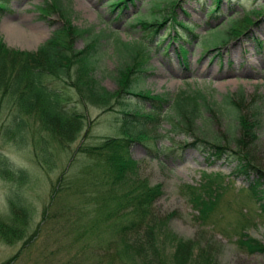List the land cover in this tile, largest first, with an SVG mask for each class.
Wrapping results in <instances>:
<instances>
[{"label":"rangeland","instance_id":"374dc122","mask_svg":"<svg viewBox=\"0 0 264 264\" xmlns=\"http://www.w3.org/2000/svg\"><path fill=\"white\" fill-rule=\"evenodd\" d=\"M220 1L217 11L207 16L212 0H133L115 18L117 11L107 0H61L64 9L50 7L48 0H9L8 10L0 16V48L39 55L40 45L55 31L60 33L64 21L68 27L58 41L65 40L69 49L64 53L67 59L59 63L65 70L60 76L71 83L76 79L78 55L88 49L91 34H109L100 39L97 67L87 73L90 82H86H97L109 94L96 98L81 85L82 94H77L70 85L67 92L79 116L70 120L64 143H59L44 130L38 131L39 122L30 113L23 117L24 136L5 133L13 108L0 90V166L4 159L10 168L26 174L25 181L20 180L0 167V264H264V206H259L263 200L258 201L248 185L264 199V0ZM171 9L188 31L174 23ZM137 18L167 22L148 35L135 23ZM239 21V26L248 27L235 36L229 29ZM10 26L18 35H11ZM74 27L82 32L72 37ZM222 34L226 38L219 39ZM171 36L174 43L167 44ZM117 39L140 44L147 61L130 63L125 51L116 55ZM179 46L187 49L184 61ZM2 54L0 49V56L14 59ZM127 62L125 68L122 64ZM43 65L49 68L54 63ZM128 74L134 94L121 89ZM180 91L192 96L187 99L196 118L183 117L190 127L177 126L173 132L178 117H164L173 113L171 105ZM240 92L242 102L237 99ZM146 93L169 99L161 102L159 122L150 121L154 104ZM224 97L236 100L240 114L249 117L253 105H260L259 124L248 135L228 114ZM194 141L195 146L187 145ZM213 142L224 146L226 154L209 150ZM110 146L111 153L119 156L118 170H110L104 160L105 147ZM87 147L95 149L84 151ZM231 150H241L253 164L248 177L239 174L236 160L241 158H230ZM200 183L201 191H212L210 197L206 190L201 192L210 200L203 223L196 219L186 190ZM148 188L155 198L147 206V225L136 232H112L116 220L125 223L124 210H115L109 218L105 210L129 198L126 192ZM16 207L25 215L14 214ZM247 239L253 249L239 245Z\"/></svg>","mask_w":264,"mask_h":264},{"label":"trees","instance_id":"16d2710c","mask_svg":"<svg viewBox=\"0 0 264 264\" xmlns=\"http://www.w3.org/2000/svg\"><path fill=\"white\" fill-rule=\"evenodd\" d=\"M43 1L46 2V0H43ZM216 1H219V0H216ZM48 2H49L50 7L53 5V7L58 6V7H60V9H62V8L64 9V6L61 3V0H48ZM125 2H126V0H124V1L118 0V2L113 4V6H115V5L118 6L119 3L125 4ZM51 3H52V5H51ZM53 3H55L57 5H54ZM173 5H174V3H173ZM45 6L47 7V4H45ZM171 7H172V5H171ZM6 8H7V0H0V14ZM150 21H152V22H150ZM153 22H154L153 19L147 21L146 19H142V18L141 19L137 18V21H135V23L136 24L139 23L138 25H140V26L143 23L141 28L149 29L150 27L153 26V24L156 26L162 25L165 22V20H163L161 22H154V23ZM237 24L238 23H236L233 26L236 27ZM64 27L67 28L68 24L66 27V25H64V21H63L62 27H60L61 32H62V29L65 30ZM241 27H244V26L238 25L237 28H241ZM237 28H235V29L230 28L229 31L232 29L235 31V30H237ZM151 31H155V30L151 29ZM81 32H82V30L76 29V31H75V28H74V32L72 34V37H74L76 34H80ZM60 33H59V31H55L51 38H49L47 41H45L44 43H42L40 45V47L38 48V52L41 54V56H40V54L39 55L33 54V53L27 52V51H20L19 52V51H13V50L11 51L8 48H6V49H2V47L0 48L1 51H3L4 55H8V56L12 55L14 57V59L11 60V59H8L7 57L3 58L2 56H0V90L4 96H7L6 97L7 98L6 103L8 105L12 106V108H13V109L9 110V115L10 114L11 115H10V120L4 126V128L6 129L5 133H13L14 134V132L17 131V133H15L14 135L22 137L23 132H24V125H25V120L23 117L25 115H27V113H30V115L32 114L33 116H35L36 120H38V122H40L38 129H42L45 132L49 133L47 136H53L56 139V141H59V143H64L63 142V140H64L63 135H64V132L67 131L68 123L74 117L77 118V115H78V114H75L73 112L74 109H73V105H72V99H71L72 97H71V94L69 92H67L69 86L71 85L72 87H75V92H77V94H82L80 89L78 88V85L84 86V87L88 88L87 89L88 93L90 95L97 96L96 98L102 99L109 94L102 87L98 86L97 82H95V81H91L90 84L86 83L89 81V77H88L87 73L90 74L91 71L92 70L95 71L96 67H97V63H98V60L100 57V52H99L100 50L99 49L102 46V44H100V39L104 36H109V34H105L102 31L99 32L98 34L97 33L91 34L90 38L88 39V43L86 44L89 46L88 49L86 51H84L83 54L78 55L79 66L76 70V76H75L76 79H74V82L71 83L68 79L64 80L62 78V76L64 74L62 71H65V70H64V68H61V65H59L61 60L67 59L66 58L67 55H65L64 53L68 52L67 49H69V45L66 43L65 40H62L61 42L58 41L61 38ZM226 36L227 35L222 34V35H220L219 38H226ZM67 39H68V36H67ZM68 41H69V39H68ZM116 41L118 43V44H115L116 55H117V53L120 54L122 51L123 52L125 51V53L130 54V58H131L130 63H133L134 60L136 62H140V64H143L145 62L147 56L144 52L143 47H141L139 44H137V47H136L135 44H128L127 42H121L118 39ZM119 42H120V44H119ZM259 44H260V42H258V45ZM59 49L61 50V53H59ZM182 51H185V50L181 48V52ZM138 54H140L141 56L139 57ZM41 59H43V61ZM45 61H46V63H48V61H50V62L54 63V65H52L49 68L45 67L43 65ZM14 63L16 64L17 68L14 67ZM127 64H128V62L124 63L122 65L123 66L125 65L124 67L126 68ZM125 68H124V70H125ZM46 70H48V71H46ZM46 74H49V77H46ZM60 75H62V76H60ZM129 78H130V75L128 74L127 78L124 80V83H123V84H125V82H126V84L122 85V89H126V91L127 90L129 91V89L131 88V86L133 84V83H131L133 81H131ZM126 80H128V81H126ZM57 82H63L64 86L61 85L60 87L57 88L55 86V84ZM53 88H56V89H53ZM60 88H62L61 93L58 92L60 90ZM129 92H131V94H134L133 92H135V89H130ZM241 95L243 97V94L240 92L237 99H239V101L242 102ZM144 96L149 97L154 103L157 102L154 109L150 110V112L152 113V118H150V121H153L154 123L159 122L160 121L159 120V116H160L159 113L161 110L159 104L161 102L167 101V99H168L167 96H163L161 94H156V95H146L145 94ZM188 96H191V95H187L183 91L178 92V95L175 97V99L172 102V111H173L172 114L173 115L172 114L170 116L165 115V117H164L166 120H167V118L170 119L172 117H178V118H175V120L173 119L174 122L172 124V129H171L172 131L173 130L175 131L178 128L190 127V126H188V124H186L187 122L185 121V119L187 117H190L191 120H194L196 118V114H191L192 113V107H189V106H191V104H190L189 99H187ZM195 99H198V98L196 97ZM74 101H76V100H74ZM239 101H238L239 104H243ZM18 102H20V104ZM222 103L224 104L225 108H228V111H227L228 114L233 115V117L235 116L234 119L237 121L238 125H240L241 129L245 133L244 135H248V131L252 128L253 129L256 128L255 126H257L259 124L260 105L259 106L255 105V104L253 105L254 107H253V110H252L251 115L249 117V116H245L244 113H242V112L240 114L241 106H238L237 101L234 100L232 97H224L222 100ZM16 104H17V106H15ZM10 106H7V108H10ZM199 107H200V105H199ZM16 108H18V109H16ZM183 117L185 119H183ZM58 119H60V120L58 121ZM10 123L11 124L14 123V126H12ZM177 126H178V128H177ZM70 129L71 128L68 129L69 132L71 131ZM171 130H169V132H172ZM197 140H195V141H197ZM195 141L193 143H190V145L195 146L196 145ZM117 143L120 144L119 142H117ZM209 146L211 147L209 150H213L214 153L218 152V153H216L217 155H219L221 152L226 154V151L224 149L225 147L222 145L219 146L218 144L213 142L212 144H209ZM245 146H247V145H245ZM92 148L94 149V147H92ZM92 148L90 147V149H92ZM47 149H48L47 147L43 149L45 154H47V152H46ZM90 149L86 148V149H84V151H87ZM105 149L108 151V153L104 156V160H105L106 164L108 165L109 169L110 170H114V169L118 170L117 165L119 163H117L118 162L117 159L119 156H115V154L111 153L112 146L105 147ZM228 154L229 153H227V155ZM229 155L231 156V158H234V159L235 158L236 159L241 158V160H236V164H238V162H240L236 166L239 169L238 170L240 172L239 174H244L246 177H248L249 170L253 169V164H250L251 162L248 160V158L245 156V154L241 150H231ZM122 162H126V161H120V163H122ZM0 167L4 170L10 171V172L12 171L11 173L13 175H15L16 177H19L20 180L25 181L26 174L21 169L10 168L11 166H8L7 162L4 159H3V162L1 163ZM202 174H204V173H202ZM201 185H203V183H200L197 186H191V185L186 186V190H188L189 198H190L189 200H191L193 207L196 206V208L194 207L197 211V214H198V216H196V219H198V221H200V223H203L207 219V212L206 211L208 209V206H207L208 203H206V202L209 200V197L211 195H210V191H209L210 189L205 188L202 191L206 190L207 194L209 191V197L204 198L203 196H201L202 191L200 188L203 187ZM248 185H249V189L252 192V189H253L252 186L250 185V183H248ZM255 191H256V193L259 192L258 189ZM253 192H254V189H253ZM253 192H252L253 196L255 195L258 198L257 200L260 201L259 196ZM138 194H140V195H138ZM154 195H155V192L150 190V188H148V190L143 189V191H140L139 193H134V192H133V194L131 193L130 198H127L128 200L130 199L129 201L127 199L125 200L126 202L124 200H123L124 202L121 200L122 204L120 202V204L118 206L114 205V206L106 209L105 212H108V216L113 215L116 209H117L116 211H119L121 208L124 210V212L121 215H122V221H124L125 223L123 224L122 222H120V224H118L119 222H116L114 224V226L111 227L112 232H115V233H122V231L123 232H126V231H135L136 232V231H138V229L140 227L138 225H141V226L147 225V214H148V211H147L148 207L147 206L155 198ZM195 196H197L198 199ZM131 197H133V198L136 197V198H134L132 200ZM194 197L197 199V201ZM192 198H194V200ZM262 199L263 198H261V200ZM202 200H203V202H202ZM127 201H128V203H127ZM193 201H196L199 204H196V202L193 203ZM130 202H132V203H130ZM124 203H125V205H124ZM128 205H129V208H128ZM260 205L262 206V204H260ZM126 206H127V208H126ZM263 206H264V199H263ZM16 208L17 209L14 211V214H18L20 216L25 215V211H23L20 207H16ZM126 209H127V211L128 210L129 211L127 212ZM11 210H12V208H11ZM111 210H113V211H111ZM105 212H104V214H105ZM109 213H111V214H109ZM239 235H241V233ZM249 241L250 240H248V239L244 240V241H240L239 245L244 249H249V248L253 249V246L251 244H249ZM116 257L119 258L118 255ZM11 259H12V257L8 261L11 262ZM114 259H116V258H114ZM1 264H7V263L4 261Z\"/></svg>","mask_w":264,"mask_h":264},{"label":"bare ground","instance_id":"6f19581e","mask_svg":"<svg viewBox=\"0 0 264 264\" xmlns=\"http://www.w3.org/2000/svg\"><path fill=\"white\" fill-rule=\"evenodd\" d=\"M122 1H124V0H122ZM180 1H181V0H180ZM116 2H118V0H116ZM116 2H114V3H116ZM174 2H175V1H174ZM220 2H221V1H220ZM171 3H172V2H171ZM53 4H54V5H57V4H55V3H53ZM119 4H120V3H119ZM119 4H118V5H119ZM172 4H173V3H172ZM174 4H175V3H174ZM178 4H179V3H178ZM217 4H219V3H215V2L213 1V5L217 6ZM51 5H52V3H51ZM63 5H64V4H63ZM170 6H171V5H169V7H170ZM211 6H212V4L207 5V10H206L207 12H208V10H209V8H210ZM51 7L53 8V5H52ZM54 7H56V6H54ZM175 7H176V6H175ZM217 7H219V5H218ZM215 8H216V7H215ZM215 8L212 9V13H215V12L217 11V9H215ZM47 10H48V9H47ZM182 11H183V10H182ZM254 11H255V10H254ZM5 12H6V11H5ZM42 12H43V11H42ZM44 12H47V11L45 10ZM48 12H49V11H48ZM255 12H256V11H255ZM259 12H261V11H259ZM59 13H60V12H59ZM184 13H185V12H184ZM212 13H211V14H212ZM43 14H44V13H43ZM44 15H45V14H44ZM154 15H155V14H154ZM154 15H153L152 17H154ZM172 15H173V14H172ZM185 15H186V14H185ZM187 15H188V14H187ZM260 15H261V14H260ZM218 16H219V15H218ZM167 17H168V16H167ZM170 17H171V16H170ZM41 18H42V17H41ZM206 18H207V17H206ZM140 19H141V18H140ZM152 19H153V18H152ZM149 20H151V19H149ZM153 20H154V19H153ZM245 20H246V19H245ZM136 21H137V20H136ZM147 21H148V20H147ZM155 21H156V20H155ZM243 21H244V20H243ZM243 21H242V22H243ZM150 22H152V21H150ZM150 22H149V23H150ZM245 22H246V21H245ZM153 23H154V22H153ZM189 23H190V22H189ZM232 23H233V22H232ZM248 23H249V22H248ZM67 24H68V23H67ZM138 24H139V23H138ZM239 24H240V21H239V23H238L236 26H238ZM249 24H251V23H249ZM64 25H65V24H64ZM142 25H143V23H142ZM142 25H141V26H142ZM153 25H154V24H153ZM159 25H160V24H159ZM176 25H178V24L176 23ZM241 25H242V24H241ZM144 26H145V25H144ZM191 26H192V25H191ZM229 26H230V24H229ZM160 27H161V26H160ZM189 27H190V26H189ZM246 27H248V26L241 27V28H237V27L232 26L231 28H233V29H234V28H237V30H235V33H237V34H236V35L234 34V35H235V36H239L240 34L244 33L245 30H247ZM64 28H65V27H64ZM74 28H76V27H74ZM144 28H145V27H144ZM193 28H194V27H193ZM149 29H150V28H149ZM189 29H190V28H189ZM144 30H145V29H144ZM174 30H175V29H174ZM165 31H166V30H165ZM9 32H12L11 35H15V36L18 35L17 32H15L14 27H11V26H10V27H9ZM69 32H70V31H69ZM146 32H147V30H146ZM153 32H154V31H153ZM180 32H182V31H180ZM232 32H233V30L231 31V34H232ZM228 33H229V32H228ZM218 34H219V33H218ZM226 34H227V33H226ZM229 34H230V33H229ZM148 35H149V34H148ZM182 35H183V34H182ZM206 35H207V34H206ZM227 35H228V34H227ZM185 36H186V34H185ZM207 36H208V35H207ZM229 37H230V35H229ZM181 38H182V37H181ZM233 38H234V37H233ZM11 39L13 40V37H11ZM14 39H18V38L15 37ZM148 39H151V38L149 37ZM219 39H220V38H219ZM231 39H232V37H231ZM203 41H204V39H203ZM145 42H146V41H145ZM201 42H202V41H201ZM202 43H203V42H202ZM224 43H225V42H224ZM145 44H146V43H145ZM139 45H140V44H139ZM182 52L184 53L185 51H182ZM140 56H141V55H140ZM146 61H147V60H146ZM143 69H144V68H143ZM201 69H202V68H201ZM140 71H142V70H140ZM144 71H145V70H144ZM142 72H143V71H142ZM144 73H145V72H144ZM142 74H143V73H142ZM94 76H95V75H94ZM141 76H142V75H141ZM93 79H94V78H93ZM120 79H121V78H120ZM129 79H130V78H129ZM133 79H134V78H133ZM118 80H119V79H118ZM124 80H125V79H124ZM139 80H140V79H139ZM126 81H128V80H126ZM131 81H132V80H131ZM118 82H119V84H121V83L123 82V79H122V80H119ZM120 82H121V83H120ZM129 83H130V82H129ZM137 83H138V81H137ZM125 84H126V82H125ZM125 84H121V85H125ZM133 86H134V85H133ZM127 87H128V86H127ZM135 87H136V86H135ZM137 87H138V86H137ZM121 89H122V88H121ZM139 89H141V88H139ZM124 90H125V89H124ZM129 91H130V89H129ZM135 91H136V90H135ZM137 91H138V90H137ZM117 92H118V91H117ZM144 92H146V91H144ZM3 93H4V92H3ZM124 93H125V92H124ZM130 94H131V93H130ZM138 94H140V93H138ZM138 94H137V95H138ZM141 94H142V93H141ZM147 94H148V93H146V95H147ZM117 95H118V94H117ZM68 96H69V95H68ZM74 96H75V95H74ZM139 96H140V95H139ZM1 97H2V96H1ZM72 97H73V96H72ZM115 97H116V96H115ZM122 97H123V96H122ZM122 97H121V98H122ZM233 97H234V96H233ZM241 97H242V95H241ZM3 98H4V97H3ZM5 99H7V98H5ZM109 99H110V98H109ZM118 100H119V99H118ZM120 100H121V99H120ZM231 100H232V99H231ZM6 101H7V100H6ZM15 101H16V100H15ZM2 102H3V101H2ZM103 102H104V101H103ZM105 102H106V101H105ZM168 102H169V101H168ZM18 103L20 104V102H18ZM108 103H109V102H108ZM188 103H189V102H188ZM223 103H224V102H223ZM13 104H14V103H13ZM226 104H227V103H226ZM226 104H225V105H226ZM233 104H234V103H233ZM105 105H106V103H105ZM15 106H17V104H16ZM95 106H96V105H95ZM97 106H98V105H97ZM103 106H104V105H103ZM171 106H172V105H171ZM13 107H14V106H13ZM84 107H85V106H84ZM84 107H83V108H84ZM193 108H194V106H193ZM14 109H15V108H14ZM16 109H18V108H16ZM160 109H161V108H160ZM171 110H172V109H171ZM195 110H196V109H195ZM77 112H78V111H77ZM126 113H127V112H126ZM81 114H82V113H81ZM122 114H123V113H122ZM159 114H160V113H159ZM83 115H84V114H83ZM169 116H170V115H169ZM26 117H27V116H26ZM28 117H29V116H28ZM28 117H27V119H28ZM124 119H125V118H124ZM25 120H26V119H25ZM30 120H33V119H30ZM121 120H122V119H121ZM167 120H168V119H167ZM242 120H243V119H242ZM12 121H13V120H12ZM85 121H86V120H85ZM85 121H84V122H85ZM124 121H125V120H124ZM238 121H239V120H238ZM27 122H29V121H27ZM121 122H122V121H121ZM23 123H24V122H23ZM33 123H34V122H33ZM39 123H40V122H39ZM82 123H83V122H82ZM253 123H254V122H253ZM10 124H11V123H10ZM121 124H122V123H121ZM11 125L14 126V123H12ZM29 125H30V124H29ZM253 125H254V124H253ZM9 126H10V125H9ZM31 126H32V125H31ZM31 126H30V127H31ZM40 126H41V125H40ZM32 127H33V126H32ZM84 127H85V126H84ZM255 127H256V126H255ZM11 128H12V127H11ZM34 128H35V127H34ZM13 129H14V128H13ZM13 129H12V130H13ZM12 130H11V131H12ZM41 130H42V129H41ZM34 131H35V130H34ZM36 131H37V130H36ZM36 131H35V132H36ZM38 131H39V129H38ZM29 132H30V131H29ZM35 132H34V133H35ZM82 132H83V131H82ZM15 133H17V131L14 132V134H15ZM32 133H33V129H32V131H31V135H32ZM37 133H38V132H37ZM37 133H36V134H37ZM39 133H42V132H39ZM43 133H44V132H43ZM46 133H47V132H46ZM79 133H80V132H79ZM14 134H13V135H14ZM36 134H34L33 136H36ZM44 134H45V133H44ZM47 134H48V133H47ZM18 135H19V134H18ZM28 135H29V134H28ZM31 135H30V137H31ZM79 135H80V134H79ZM146 135H147V134H146ZM14 136H15V135H14ZM21 136H22V135H21ZM23 136H24V135H23ZM26 136H27V135H26ZM15 137H16V136H15ZM52 137H53V136H52ZM27 138H28V136H27ZM34 138H35V137H34ZM15 139H17V138H15ZM77 139H78V138H77ZM120 139H121V138H120ZM132 139H133V138H132ZM146 139H147V137H146ZM27 140H30V139H27ZM31 140H32L33 142H35L33 139H31ZM110 140H111V139H110ZM18 141H19V140H18ZM37 141H39V140H37ZM108 141H109V140H108ZM103 142L106 143L107 141H103ZM110 142H111V141H110ZM38 143H40V142H38ZM73 143H74V142H73ZM105 143H104V144H105ZM129 143H130V142H129ZM129 143H128V144H129ZM20 144H21V143H20ZM31 144H33V143H31ZM216 144H217V143H216ZM37 145H38V144H37ZM71 145H72V144H71ZM100 145H102V143H101ZM218 145H219V144H218ZM98 146H99V145H98ZM219 146H220V145H219ZM80 148H81V147H80ZM87 148H88V147H87ZM81 149H82V148H81ZM84 149H86V148H84ZM94 149H95V148H94ZM224 149H225V148H224ZM77 150H78V149H77ZM127 150H129V149L127 148ZM127 150H126V151H127ZM126 151H125V152H126ZM216 153H218V152H216ZM122 154H123V153H122ZM214 154H215V153H214ZM126 156H128V155H126ZM215 156H216V155H215ZM124 157H125V156H124ZM92 158H93V157H92ZM125 158H126V157H125ZM230 158H231V157H230ZM5 159H6V158H5ZM95 159H96V158H94V160H95ZM97 159H98V158H97ZM97 159H96V160H97ZM128 159H129V158H128ZM96 160H95V161H96ZM123 160H125V159H123ZM229 160H230V159H229ZM92 161H93V160H92ZM98 161H99V160H98ZM128 162H130V161H128ZM128 162H127V163H128ZM131 162H132V161H131ZM124 163H125V162H124ZM132 163H133V162H132ZM239 163H240V162H238V164H239ZM99 164H100V163H99ZM238 164H237V165H238ZM246 164H247V163H246ZM103 165H104V164H103ZM92 166H93V165H92ZM96 166H97V165H96ZM124 166H125V165H124ZM124 166H123V167H124ZM127 166H129V164H128ZM132 166H133V165H132ZM246 166H247V165H246ZM98 167H100V166H98ZM128 168H129V167H128ZM125 170H126V169H125ZM238 170H239V169H238ZM85 171H87V170H85ZM129 171H130V170H129ZM237 172H238V171H237ZM245 172H246V171H245ZM83 173H84V172H83ZM117 174H118V173H117ZM125 174H126V173H125ZM240 175H241V174H240ZM119 176H120V175H119ZM61 179H63V178H61ZM121 179H122V178H121ZM215 180H217V179H215ZM114 181H115V180H114ZM116 181H117V180H116ZM116 181H115L114 183H116ZM213 181H214V180H213ZM112 182H113V181H112ZM118 182H119V181H118ZM118 182H117V183H118ZM137 182H138V181H137ZM139 182L141 183V181H139ZM114 183H111V184L113 185ZM142 183H143V182H142ZM144 183H145V182H144ZM254 183H255V182H254ZM256 183H257V182H256ZM209 184H210V183H209ZM215 184H216V183H215ZM257 184H258V183H257ZM59 185H60V184H59ZM132 185H133V184H132ZM139 186H140V185H139ZM139 186H138V187H139ZM252 186H253V185H252ZM255 186H256V185H255ZM61 187H62V186H61ZM114 187H115V186H114ZM210 187H211V186H210ZM131 188H132V187H131ZM253 188H254V187H253ZM63 189H64V188H63ZM129 189H130V187H129ZM207 189H209V188H207ZM215 189H216V188H215ZM251 189H252V188H251ZM249 190H250V189H249ZM53 191H54V190H53ZM56 191H57V190H56ZM58 191H59V190H58ZM60 191H61V189H60ZM62 191H63V190H62ZM209 191H210V190H209ZM209 191H208V192H209ZM215 191H217V190H215ZM211 192H212V191H210V193H211ZM250 192H251V191H250ZM252 192H253V189H252ZM252 192H251V194H252ZM55 193H56V192H55ZM115 193H116V192H115ZM115 193H114V194H115ZM117 193H119V192H117ZM124 193H125V192H124ZM128 193H129V192H128ZM128 193L126 192L127 196L129 195V198H130V194H128ZM130 193H131V192H130ZM216 193H217V192H216ZM253 193H256V192H253ZM258 193H259V192H258ZM258 193H257V194H258ZM261 193H262V192H261ZM263 193H264V192H263ZM50 194H51V193H50ZM57 194H58V193H57ZM114 194H112V195H114ZM119 194H120V193H119ZM126 194H125V195H126ZM141 194H142V193H141ZM205 194H207V193L205 192ZM208 194H209V193H208ZM121 195H123L122 192H121L120 196H121ZM138 195H140V194H138ZM217 195H218V194H216V197L219 198V195H218V196H217ZM115 196H116V195H115ZM115 196H113V198H114ZM132 196H133V195H132ZM134 196H135V195H134ZM192 196H193V195H192ZM220 196H221V194H220ZM254 196H255V195H254ZM52 197H53V196H52ZM118 197H119V195H118ZM122 197H123V196H122ZM195 197L197 198V196H195ZM195 197H194V198H195ZM198 197H199V196H198ZM259 197H263V196H259ZM55 198H56V197H55ZM119 198H120V197H119ZM125 198H127V197L125 196ZM131 198H132V200H133V199L136 198V197H134V198L131 197ZM194 198H192V199L194 200ZM196 198H195V199H196ZM202 198H203V197H202ZM122 199H123V198H122ZM197 199H198V198H197ZM197 199H196V201H197ZM120 200H121V199H120ZM120 200H119V201H120ZM125 200H126V199H125ZM125 200H124V201H125ZM127 200H128V199H127ZM129 200H130V199H129ZM129 200H128V201H129ZM132 200H131V201H132ZM260 200H261V198H260ZM262 200H263V199H262ZM122 201H123V200H122ZM124 201H123V202H124ZM128 201H127V203H128ZM196 201H193V203L196 202ZM199 201H200V200H199ZM204 201H205V200H204ZM125 202H126V201H125ZM202 202H203V200H202ZM261 202H262V201H261ZM127 203H126V204H127ZM130 203H132V202H130ZM133 203H134V202H133ZM200 203H201V202H200ZM121 204H122V202H121ZM191 204H192V203H191ZM196 204H199V203L196 202ZM260 204H262V206H263V203H260V202H259V206H260ZM124 205H125V203H124ZM192 205H193V204H192ZM194 205H195V204H194ZM101 206H102V205H101ZM262 206H261V207H262ZM194 207L196 208V206H194ZM194 207H192V208H194ZM126 208H127V206H126ZM128 208H129V205H128ZM195 208H194V210L196 211ZM259 209H260V208H259ZM116 210H117V209H116ZM261 210H262V209H261ZM261 210H260V211H261ZM111 211H113V210H111ZM120 211H121V210H120ZM126 211H127V209H126ZM128 211H129V210H128ZM128 211H127V212H128ZM101 212H102V211H101ZM196 212H197V211H196ZM263 213H264V212H263ZM105 214H106V213H105ZM107 214H108V213H107ZM109 214H111V213H109ZM112 214H113V213H112ZM126 214H127V213H126ZM200 214H201V213H200ZM110 216H111V215H110ZM110 216H108L107 218H109ZM120 216H121V215H120ZM128 216H129V215H128ZM199 216H200V215H199ZM208 216H209V215H208ZM104 218H106V217H104ZM107 218H106V219H107ZM113 218L115 219V217H113ZM130 218H131V217H130ZM132 218H133V217H132ZM102 219H103V218H102ZM135 219H136V218H135ZM199 219H200V218H199ZM203 219H204V218H203ZM209 219H210V218H209ZM115 220H116V219H115ZM118 220H120V218H119ZM118 220H116V222H117ZM136 220H137V219H136ZM197 220H198V219H197ZM109 221H110V220H109ZM133 221H134V220H133ZM133 221H132V222H133ZM206 221H207V220H206ZM243 221H244V220H243ZM245 221H246V220H245ZM245 221H244V222H245ZM134 222H135V221H134ZM247 222H248V220H247ZM206 223H207V222H206ZM241 223H242V222H241ZM130 224H131V223H130ZM127 225H128V224H127ZM138 226H140V225H138ZM240 226H242V225H240ZM240 226H239V227H240ZM242 227H243V226H242ZM240 229H242V228H240ZM240 236H241V235H240Z\"/></svg>","mask_w":264,"mask_h":264}]
</instances>
